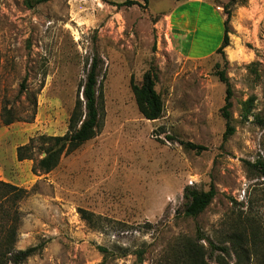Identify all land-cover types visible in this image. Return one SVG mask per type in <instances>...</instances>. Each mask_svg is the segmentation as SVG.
I'll return each mask as SVG.
<instances>
[{
	"label": "rangeland",
	"instance_id": "374dc122",
	"mask_svg": "<svg viewBox=\"0 0 264 264\" xmlns=\"http://www.w3.org/2000/svg\"><path fill=\"white\" fill-rule=\"evenodd\" d=\"M125 1L45 0L30 7L0 0V179L29 191L16 205L15 248L41 246L22 264H137L140 251L141 264H158L172 245L197 236L216 264L221 253L210 255L209 241L222 245L234 228L251 224L264 236V177L247 164L264 157L257 119L264 118V0L231 6L225 56L217 49L229 0ZM94 57L97 135L51 172L34 173V160H18L17 147L68 131ZM148 70L157 73L164 106L156 120L144 117L133 90ZM221 70L233 89L236 130L227 139ZM252 97L246 120L243 102ZM4 108L14 118L9 125ZM211 184L212 203L186 216V186Z\"/></svg>",
	"mask_w": 264,
	"mask_h": 264
},
{
	"label": "trees",
	"instance_id": "16d2710c",
	"mask_svg": "<svg viewBox=\"0 0 264 264\" xmlns=\"http://www.w3.org/2000/svg\"><path fill=\"white\" fill-rule=\"evenodd\" d=\"M45 0H25V3L33 7L37 3ZM148 2V0H145ZM244 0H229L224 6L226 19L224 21V35L221 45L217 52L225 56V48L230 44V21L232 17V5L243 2ZM125 4L138 3L136 0H126ZM220 79L226 83L227 95L226 103L222 108V114L227 120L225 139L234 134L236 128L232 124V97L233 89L230 78L225 70L218 72ZM98 76L99 60L94 57L86 80L80 86L78 97L72 109L69 119V129L64 135L42 134L33 137L29 143L17 147V158L22 161L25 159L34 160L32 168L34 173H48L54 170L60 163L64 154L71 153L79 148L86 141L94 138L100 127V110L98 96ZM157 73L148 70L143 76L140 84L134 83L133 90L136 96L138 107L145 118L156 120L163 113V101L156 90ZM24 85V84H22ZM254 97L243 102L244 119H248L252 113ZM5 124L9 125L14 121L10 116V110L4 108ZM3 114V115H4ZM258 121L264 126V118L257 117ZM186 148L201 152L206 149L203 145L194 144L190 141L181 142ZM37 152L44 153L43 156L36 157ZM248 167H252L259 176L264 177V157L260 156L256 162L247 161ZM29 194L26 188L19 187L11 182L0 179V215H4L0 220V264H22L29 257L34 255L40 245L30 246L25 249H16L15 244L18 236V222L20 212L16 207L17 203ZM217 195V188L211 184L208 190L199 189L195 186H186L184 191L183 213L186 216H199L213 201ZM9 203L6 208L4 203ZM82 211L84 219H91V214L86 210ZM6 220L4 222L3 220ZM11 221V222H10ZM10 223V224H9ZM250 228V232L247 230ZM203 238L197 239L184 238L175 243L167 252L166 256L158 264H212L207 261V248L201 243ZM211 247L210 255L215 252L221 254L216 257V264H264V236L258 226L240 228L237 226L227 236L223 244H216L209 241ZM224 255H235L234 262H226ZM142 262V251L139 253L137 264Z\"/></svg>",
	"mask_w": 264,
	"mask_h": 264
}]
</instances>
